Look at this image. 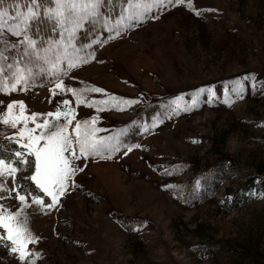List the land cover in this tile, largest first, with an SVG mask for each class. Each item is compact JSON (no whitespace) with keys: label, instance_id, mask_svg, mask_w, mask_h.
<instances>
[{"label":"rangeland","instance_id":"374dc122","mask_svg":"<svg viewBox=\"0 0 264 264\" xmlns=\"http://www.w3.org/2000/svg\"><path fill=\"white\" fill-rule=\"evenodd\" d=\"M192 3L152 9L93 45L95 59L63 77V92L45 81L0 94V114L12 101L47 114L68 100L77 121L96 117L97 136L121 141L115 153L75 161L78 187L56 209L23 208L37 264H264V0ZM11 4L26 11L24 0L0 7ZM12 131L0 127V141ZM0 264L18 262L0 247Z\"/></svg>","mask_w":264,"mask_h":264},{"label":"snow or ice","instance_id":"6c2138e0","mask_svg":"<svg viewBox=\"0 0 264 264\" xmlns=\"http://www.w3.org/2000/svg\"><path fill=\"white\" fill-rule=\"evenodd\" d=\"M3 3L0 0V6ZM112 3L113 0H24L26 11L15 4L0 7V94L27 92L43 86L45 81H55L53 95L57 89L63 92V77L95 59L93 45L102 46L120 36L121 30L142 21L152 9L184 4L185 0H119L120 13L115 19L110 15ZM106 6L107 12L103 10ZM187 7L193 9L192 0H187ZM10 8L16 9L15 16L8 15ZM195 15L200 16L201 12L195 11ZM96 25L102 30L96 38L88 44L79 43V34L86 35ZM105 33L106 40H100L99 36ZM68 91L77 98V104L82 102L81 91ZM63 104L64 111L28 114L23 101H12L0 114V127L15 130L4 136L6 144L0 141V201L15 199L21 206L13 212L0 203V247L18 264H37L41 258V253L30 248L39 243V237L31 232L23 208L36 205L47 211L56 209L69 187H78L74 177L83 168H78L75 161L92 155L103 158V153H115L121 147L116 137L97 136L100 129L96 127V117L77 121L70 102L64 100ZM45 115L47 118H42ZM133 147L141 145L127 146L124 155ZM9 178L12 187L7 183ZM33 192L37 194L32 195Z\"/></svg>","mask_w":264,"mask_h":264},{"label":"crops","instance_id":"0c3cea01","mask_svg":"<svg viewBox=\"0 0 264 264\" xmlns=\"http://www.w3.org/2000/svg\"><path fill=\"white\" fill-rule=\"evenodd\" d=\"M7 183H8V185H9V187L14 186V185H13V181L11 180V178L8 179Z\"/></svg>","mask_w":264,"mask_h":264},{"label":"trees","instance_id":"16d2710c","mask_svg":"<svg viewBox=\"0 0 264 264\" xmlns=\"http://www.w3.org/2000/svg\"><path fill=\"white\" fill-rule=\"evenodd\" d=\"M118 1H119V0H115L114 2L117 3ZM117 4H118V3H117ZM117 6H119V5H117ZM117 6H116V7H117ZM17 179L19 180V178H17ZM32 194H33V195H36L37 193H36V192H33Z\"/></svg>","mask_w":264,"mask_h":264}]
</instances>
